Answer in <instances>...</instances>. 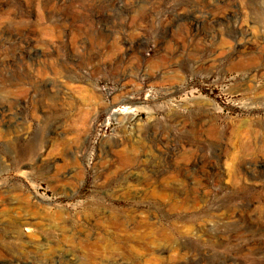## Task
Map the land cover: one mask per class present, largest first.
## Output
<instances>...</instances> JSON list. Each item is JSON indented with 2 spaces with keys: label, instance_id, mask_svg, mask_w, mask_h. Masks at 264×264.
Instances as JSON below:
<instances>
[{
  "label": "rangeland",
  "instance_id": "obj_1",
  "mask_svg": "<svg viewBox=\"0 0 264 264\" xmlns=\"http://www.w3.org/2000/svg\"><path fill=\"white\" fill-rule=\"evenodd\" d=\"M0 264H264V0H0Z\"/></svg>",
  "mask_w": 264,
  "mask_h": 264
}]
</instances>
